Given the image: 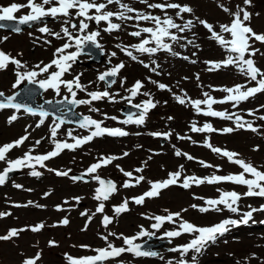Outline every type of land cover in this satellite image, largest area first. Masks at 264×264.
Instances as JSON below:
<instances>
[{
	"label": "rangeland",
	"instance_id": "rangeland-1",
	"mask_svg": "<svg viewBox=\"0 0 264 264\" xmlns=\"http://www.w3.org/2000/svg\"><path fill=\"white\" fill-rule=\"evenodd\" d=\"M26 2L27 0H0V6L6 7L12 3L25 4ZM163 2L165 0H149V3ZM168 2L190 5L194 9L195 16L208 21L218 32L220 24H229L232 19L228 13L222 10L220 5L231 9L233 12L237 10L238 6L244 7L253 14L251 27L254 31L264 33V0H251L250 5H245L243 0H168ZM125 3L141 11L151 12L162 17L164 15L159 9H148L146 5L139 3L138 0H128ZM109 8L120 10L117 5H109ZM27 11L28 9H22L15 15L19 17L26 14ZM175 11L172 9L167 10L168 15L174 19H176ZM183 15L185 20L192 18L190 14ZM62 20L63 18L60 17L44 21L47 22L46 26L52 32L63 35L61 28L66 25H62ZM113 20L116 23H122L115 18ZM176 22L183 23L179 19H176ZM135 23L137 22H123L121 31L107 33L103 31V23L96 27L91 22L93 29L91 27L90 29L92 31L98 30L101 33L97 40L102 46L99 49L103 51L104 58L101 63H91L89 66L72 63V70L64 76V78L74 79L73 75L77 74L80 78V83L87 86V91L74 89L77 92V98L90 99L87 95L88 92L109 91L115 97V102L104 98L103 100L93 101L91 105L82 104L77 107V111L83 115L98 118L99 121H103V124L108 125L109 128H123L129 135L124 137L108 135L96 137L74 151L67 149L62 151L59 156L45 162L46 168H41L37 165L35 170L41 173L38 177L32 176L30 173L33 169L27 167L19 175L10 177L4 185H0V212L11 213V215L5 217L8 220L2 218L0 235L3 234L4 227L9 225V223L16 224L14 226L19 229L29 226L28 222L30 221L33 222V225L41 222L46 225L42 231L37 233L31 231L22 232L13 242L11 240L0 241V264H21L25 256H28V254L36 255L37 252L41 253L37 264H67V254L78 253L75 249L78 245H87L89 246L87 249H91V246L105 242L101 239V236L108 235L111 231L109 228L105 229V227L99 225L101 213H96V206H91V204H94L92 199L96 181L91 178L81 182L73 180L70 177V172L88 169L94 164L93 160L96 157L100 159L103 155H109L107 154L108 152L117 155L113 151L124 149L123 146L125 144L136 146L133 149L134 152L123 156L124 159L119 157L113 162V166L117 170L122 168L124 171H131L132 163L139 160L147 162L149 167H151L149 176L152 178L142 181L144 185L141 183L137 187L130 188H135L140 192L149 180L159 178L157 176H161L163 172L165 174L162 177H168L169 173L178 171L180 165H183L181 181L185 176L194 175L202 178L213 174L222 176L236 170L242 171L238 165L230 163L226 157L214 153L210 148L205 147L204 143L206 140L215 147L239 153L238 158L244 159L246 162L253 164L258 170L264 171V121L259 119V116L264 115V108H261L264 105V93H257L254 97L241 102L236 107H233L232 102L213 105L214 110L226 111L230 114L235 113L242 118H248V122L260 129L258 132H252L247 129H237L231 133H223L222 131L212 133L193 132L191 130L193 124L197 127H202L205 123H210L214 128L220 130L226 127L235 128V123L234 120H224L219 117H207L198 114L191 104L181 105L174 98L173 94L184 96L186 93V99H204L203 92H208L212 97L222 99L227 93L219 89L224 87L231 88L235 85L245 84L248 87L255 86V82L248 84L247 78L235 67L229 66L228 68L214 71L207 70L210 65L206 64L205 61H222L226 58L227 52L217 42L209 39L210 33L202 25L197 24L192 32L178 34L188 40H194L199 47L187 44L186 40H181L179 43L172 44L173 51L179 53V55H172L171 53L139 55L135 50L129 49L133 51L134 55L141 57L143 61L141 63L142 67H144V64L149 63L148 56L156 63L150 64L148 68L137 67L135 70L133 69L134 66L132 67L135 62L129 57L128 61L125 62L126 68L123 71L122 69L120 70L116 76V82L110 87H106L104 82L98 79V76L110 69L115 61L120 60L119 58L113 61L117 54H121L117 45L125 46L138 43L137 38L128 34L137 30L132 26ZM139 23L146 26L152 25L151 22L141 21ZM41 25L40 22H35L17 33L0 28V50L8 51L13 57L26 64V68L20 69V71L32 70L38 64L42 66L44 61L54 55L55 45L62 42V39H57L47 33H41L39 31V28L42 27ZM69 30L77 35L75 30L71 28ZM172 31L175 32L176 30L173 29ZM193 32L196 34L195 36H193ZM224 35L226 38H230L227 34ZM4 37H7V39H3ZM166 42L172 43L169 40H166ZM255 47L264 52V45L259 42L255 43ZM113 52L116 53L115 56H111ZM184 57H187V59ZM253 59L256 61V66L264 71V56L257 54ZM78 60L81 61L79 63H85L87 57L79 55ZM152 68H156V72L151 71ZM15 72L14 65H10L7 70L0 71V91L6 95L16 90V88H13V84L16 81ZM197 74L199 79H197ZM43 78H45L43 75L37 77V79ZM149 78L152 81L167 85L171 91L160 90L156 84L149 81ZM134 79H139L144 87L136 97L131 98L129 89L135 84H132L135 81ZM145 92L150 93V97L157 102L156 107L149 111L146 116L144 123L146 125L144 127H131L133 125L126 126L124 124V126L121 121L125 119L121 117L118 111L113 110V106L118 105V103H124L127 98H131V100H137L139 97L149 98V96L143 95ZM64 97H71L66 88H61L59 95L50 90L44 92V98L47 99L54 100ZM201 107L206 109L205 105ZM90 108H96L99 111H90ZM250 110L255 115H249L248 112ZM13 114L17 115L18 119L9 124L8 119ZM23 114V111L17 112L11 108L0 110V146L11 143L23 135H29V139L25 141L24 145L14 148L8 153V158L12 160L23 157L33 147V155L46 154L55 147L50 129L53 119L47 117L44 120V124L37 127L35 119H33L34 116L28 115L27 117ZM110 117H116L117 119L113 120ZM157 122L160 124V133H171L169 137L152 136L151 131L156 130L153 123ZM172 122L174 124L170 125ZM91 130L93 129L64 124L58 130L55 139L73 143V139L67 135L69 131L72 132L73 137H84L89 135ZM178 137H190L191 139H179ZM37 140L41 141L39 145H35ZM257 146L258 150H254ZM99 148H102L104 152L97 155L96 151ZM177 149L182 153L193 156L195 159L188 160L184 156H176L175 151ZM200 161L219 166V169L216 167L205 168L200 164ZM116 165L120 167L117 168ZM6 166V163L1 162L0 171ZM48 169L70 171L68 176H58L55 171H49ZM100 172L101 170H98V174ZM134 175L136 176L135 171H133V177L128 179L134 180ZM15 185H21L22 187L17 188ZM171 188V190L161 193L159 197L146 198L144 204L140 206L129 204V211L125 212L121 217L115 215L114 210L110 211L109 214L120 223L119 229L129 234L131 229L135 228V231L141 225L147 226V223L153 220L148 217H154L156 213L168 214L171 212L169 209L180 212L183 219H188L195 225L213 226V222L218 220L220 222L224 219L242 220L243 213L250 211L249 206L256 208L264 205V198L242 197L238 205H236L239 209L237 213H232L227 208H223V206H220L223 208V211L220 212L209 211L201 213L198 209L190 207L193 204L207 206L204 200L196 197L218 198L220 192L217 189L221 191L231 188L237 190V187L227 182H221L219 184L193 185L189 189L180 191L177 186ZM127 190L123 189V192ZM44 192H50L49 197L44 195ZM136 193L138 192H128L126 194L128 197ZM121 195L122 190H119L110 198V201H117ZM173 195L176 196L172 197ZM75 197H80L79 201L91 206L90 209L78 207ZM90 197L91 202L89 201ZM10 201L20 202L19 205L28 204L29 201L34 202V204L27 207H15L9 204ZM35 205H44L46 207L41 208ZM57 205H62L65 210L57 211ZM182 209H187V211H181ZM82 212H88L90 215L95 213L86 230H82L85 229L82 227V221L87 219V217L81 215ZM253 216L254 219L247 224L241 223L237 227L230 225L229 232L222 237H218L216 243L209 244L201 254L197 255V264H237L238 261L239 264H264V223L258 222L260 218H264V212H255ZM63 217H67L70 221L67 226L58 225V222ZM94 220L97 221L99 226L95 225ZM52 225L58 226L52 227ZM112 225H114V222ZM116 238L108 237L113 244L118 243L119 240ZM51 240L57 242L56 246H49V241ZM180 241V239L172 242L165 241V244L168 246ZM31 244H33V247ZM20 251L24 252L20 253ZM168 252L170 256H173V259L180 257L179 252H171L168 248L161 250L160 256H163V259L166 260L167 256H169ZM192 255L194 253L190 252L187 257L191 258ZM124 261L131 264H163L164 260H160L157 256L133 258L127 255Z\"/></svg>",
	"mask_w": 264,
	"mask_h": 264
},
{
	"label": "snow or ice",
	"instance_id": "snow-or-ice-1",
	"mask_svg": "<svg viewBox=\"0 0 264 264\" xmlns=\"http://www.w3.org/2000/svg\"><path fill=\"white\" fill-rule=\"evenodd\" d=\"M139 3L146 5L148 9H159L164 15L163 17L160 15H154L151 12H145L138 10L132 7L130 4L124 3L123 0H103V2H97V0H27L25 4L12 3L9 6H0V22H13L17 21L18 25L30 24L32 22L43 21L47 17L52 18H60L62 17V26L61 33L52 32L47 26L39 28L41 33H47L49 35L55 36L57 39L67 38L62 47L56 49V53H54V58L50 63L44 64L41 66L40 64L36 65L34 69L27 71H20V69L26 68V64L22 63L21 60L13 57L10 53H6L3 50H0V71L7 70L10 65H14L16 72V81L13 84V88H19V86L27 81L29 85H38L39 88L47 91L48 89H52L57 95L60 94L61 86L67 89L68 93L71 94L72 99L69 100L68 97H64V100L67 101L70 105H82L87 104L91 105L93 101L103 100L104 98H108L111 102H115V97L109 93V91H92L88 92L87 95L90 99H76L77 92L74 89H78L80 91H87V86L82 85L80 83L79 76L74 77L72 80L62 79L66 73L72 67V63L77 61V58L82 51L83 45H94L96 48H101L102 46L99 44L97 38L101 35L100 31H87L90 28V24L88 22H95V24L99 25L101 22L106 23V27L103 29L104 32L113 33L119 32L123 29V22L127 21H136L137 23L132 26L137 30L128 33L132 37L141 38L142 34H148L146 37L141 38L140 42L133 45H117L118 48L122 52H124L128 57H130L133 61H138V56L134 55L133 51L129 49L135 50L140 54H149L153 55L158 51L169 52L172 55H179L173 51L172 44L179 43L181 40H186L187 44L193 45L195 47H199L196 45L194 40H188L186 37L178 35L179 33L184 32H192V30L197 26V24L202 25L207 31L210 33L209 39L217 42L222 48H224L227 52V56L222 61H205L206 64H209L210 67L207 69L208 71L220 70L222 68H228L229 66L235 67L238 71L247 78V83L250 84L255 82V86L248 87L245 85H235L234 87H224L219 89L227 93V95L222 99H216L212 97L208 92H203L204 99H195L187 98V94L184 96L174 95L175 100L181 104L185 105L186 103L191 104V106L196 110L198 114H202L207 117H219L224 120H234L235 128L226 127L224 129H216L210 123H205L202 127H197L193 124L191 130L193 132L198 133H212L217 131H222L223 133H231L237 129H247L252 132H258L260 129L258 127L253 126L251 122L244 121L243 118L235 113H228L226 111H217L213 109V105L215 104H224V103H233V107L238 106L241 102L249 100V98L254 97L257 93H264V71H262L259 67L256 66V61L253 59L257 54L264 56V52H261L259 48L255 47V43L259 42L264 45V33H257L251 27L252 13L249 12L244 7H237L236 11H231V9L220 5L222 10L228 13L232 19L229 24H220L219 32L215 30L214 26L210 24L208 21L200 19L198 16H195L194 9L188 4H180L168 2L165 0L163 3H149V0H138ZM245 5H250L251 0H243ZM109 5H117L120 9L119 11L113 12L108 10ZM22 9H28V12L22 16L17 17L15 14L20 12ZM172 9L176 10L175 15L176 19L183 21V23H177L176 19L172 16L168 15L167 10ZM134 14V15H130ZM183 14H190L192 18L184 19ZM258 15V14H257ZM113 18L121 21L122 23L113 22ZM78 19V23L75 21ZM151 22L153 26L151 27H142L139 22ZM0 27H11L12 31L20 32L21 29L19 26H13L12 24H0ZM75 30L77 33H81L84 35H76L73 31L69 29ZM176 31L173 32L172 30ZM224 34H227L226 38ZM196 34L193 32V36ZM3 39H7L4 37ZM166 40L171 41L172 43L166 42ZM70 41H75L73 45ZM50 43V42H49ZM154 46H148L153 45ZM185 46V45H181ZM76 47L77 51L70 52L65 54V50ZM19 55V54H18ZM116 53H111V56H115ZM187 59V57H184ZM71 62V63H70ZM143 63V61H139ZM155 63V61H153ZM195 63V61H193ZM125 67L123 62L118 65L112 67L110 70L106 71L103 74L98 76L100 81H106L108 77H116L121 69ZM144 67L148 68V64H144ZM159 67V65H157ZM54 69V70H53ZM51 70V71H50ZM151 71L156 72V68H152ZM159 74V73H157ZM44 75L45 78L37 79V77ZM259 77V78H258ZM197 79H199V75L197 74ZM149 81L153 84H156L160 90H168L171 89L162 83L157 81H152L149 78ZM115 79L111 80L110 83H115ZM144 87L141 81H136L131 89H129L131 93V98L136 97L140 90ZM25 91L30 92L31 89H25ZM4 93L0 92V97H4ZM20 93L17 92L12 96L6 97L4 100H0V110L3 109H15L19 112L21 109L26 113H30L32 115H39L41 119L37 124V127H40L44 124V118L49 115L47 111L37 110L32 108L29 105H25L22 103H16V98ZM145 96L150 97V93H143ZM131 98L129 99V103L131 102ZM48 103H52L49 101ZM62 103V101L57 102ZM205 105L206 109L201 106ZM134 107L141 109L139 115L133 119L132 115H129L127 119L121 121V123L127 124H135V125H143L145 123L146 116L150 109L156 107V102H153L151 98L142 102V104L134 105ZM264 108V105L261 106ZM90 111H99L96 108H90ZM249 115H255L253 111L248 112ZM108 118V117H106ZM18 116L13 114L9 117L8 122L11 124L16 121ZM110 119L116 120V117H110ZM171 119V118H169ZM259 119L264 121V115L259 116ZM64 123L63 119L59 120V123L55 125L51 129V138L55 145L52 151L47 152L46 154L33 155L34 147L29 149L28 152L24 154L23 157L17 158L15 160L8 158V153L11 152L14 148H19L24 145L25 141L29 139V135L26 134L19 139L4 144L0 146V162L6 163V167L0 172V185H4L5 182L9 179V174L24 167H28L33 169L31 171L32 176H40L41 173L36 171L35 168L39 165L41 168H46L45 161L53 159L61 154L65 149L67 150H76L81 146L91 142L96 137H101L104 135L114 136V137H124L128 136L129 133L120 128H108L103 127V121H97L93 119L91 116H84L82 121L80 122V127L84 129H94L90 131V134L84 137H73L72 132L69 131L67 135L73 139V143H68L67 141H58L55 138L58 134V129L61 124ZM27 132V129H26ZM154 136H164L169 137L171 133H152ZM179 139H191L190 137H178ZM41 141L37 140L35 145H39ZM195 143V142H194ZM204 146L210 148L212 152L217 153L223 157H226L230 163L238 165L242 171L238 174H229L227 176H220L213 174L208 177H196V176H185L181 180L183 165H180L179 170L176 172H171L168 174V178L162 181H148L150 188L148 191H145L139 197H133L132 200L137 205H142L145 202V199L156 198L161 195V192L165 189L173 185H177L184 189H189L193 185L199 186L202 184H219L221 182H231L236 185L246 186L247 191L244 193H238L236 191H221L218 198H208L205 199L203 197H196L197 199L204 200V203L207 206H199L196 204L190 205V207L194 209H198L201 213H206L209 211H223V208H227L232 213H237L239 211L238 202L242 199V197H261L264 198V171L258 170L253 164L250 162H246L244 159H240L239 153L228 151L226 149H221L219 147L213 146L207 140L204 143ZM258 150V146L256 149ZM127 156L128 153L125 152L123 154ZM175 155L180 157L184 156L188 160L195 159L193 156L182 153L180 150L175 151ZM119 157L116 156H107L101 157L97 163L92 164L87 170L86 175L90 176L92 180H95L98 183V187L94 191L93 199L98 201V206L96 207V213L103 214L105 212V207L107 201L119 191V188L115 182L112 180H105L99 174L98 170L101 167H105L107 165L112 164V162ZM151 158V157H150ZM200 164L205 167H216L219 169V166H214L207 164L204 161H200ZM119 168V165H116ZM49 171H55V174L58 176H68L69 171H59L54 169H48ZM120 171L123 173L125 177L132 178L133 172L124 171L122 168ZM143 168L135 169V172H143ZM247 174V175H246ZM250 176L251 178H247ZM73 180H81L83 176H74ZM145 177L143 175L135 177V185L140 184L142 181H145ZM130 180H126L122 187L130 188L135 186ZM15 187L20 188L21 185H15ZM45 195H50V193H46ZM77 202L81 199L80 197L74 198ZM67 203V201H65ZM34 202L29 201L26 205H15V207H27L29 205H33ZM129 200L125 199L118 206H114L115 215H119L129 211ZM36 207H46L44 205H35ZM220 206H223L220 207ZM250 207V211L243 213V218L241 221H237L235 219H224L220 223L215 224L209 227H199L186 221L181 216L180 212L171 213L169 212L166 216H154L148 217L149 219H154L155 223L151 225L153 229L159 230L163 225L167 223L178 224V227L174 230H169L164 233V236L170 238L169 242H171V238L180 237L183 234H189L193 238L184 245H179L175 248L169 249L171 252H179L180 259L177 261L169 260L168 264H197V255L201 254L209 244L216 243L218 237H222L225 233L229 232V226H237L240 223L247 224L249 220L252 219L253 213L255 212H264V205H261L260 208H252ZM57 211H64L62 205L56 206ZM167 211V210H165ZM181 211H187V209H182ZM11 215V213L0 212V218ZM82 216L87 217L88 223L91 222L93 214H89L88 212H82ZM114 217H110L108 215H103L102 225L105 229L108 228L110 224L113 223ZM70 223L67 217H64L62 220L58 222V225L67 226ZM264 223V222H261ZM52 225V227L58 226ZM46 225L41 222L36 225H29L25 228H12L7 231L6 234L0 235V241H10L14 238H18L20 234L24 231H31L33 233H37L42 231ZM87 228V223L85 225V229ZM155 233H149L146 230H141L138 233L137 237H123V234H120L117 237V234L114 232H109L108 235H102L101 239H103L106 243L105 247L92 249L96 254L90 256H84L79 258H73L68 256L69 264H105V262L116 260L117 258L122 257L124 253H131L134 257H156L160 254L151 250H143L142 245L134 243V241L140 236H153ZM113 236L117 238H122L124 245L126 247H117L111 241H109L108 237ZM57 242L55 240L49 241V246H56ZM81 247H89L87 245H81ZM192 252L194 255L191 256L190 260L186 257L188 254ZM254 255V254H253ZM41 253L37 252L34 257H27L22 261V264H37V261L40 260ZM163 257H161L162 259ZM117 264H123L122 260H118ZM239 264V261L237 262Z\"/></svg>",
	"mask_w": 264,
	"mask_h": 264
},
{
	"label": "water",
	"instance_id": "water-1",
	"mask_svg": "<svg viewBox=\"0 0 264 264\" xmlns=\"http://www.w3.org/2000/svg\"><path fill=\"white\" fill-rule=\"evenodd\" d=\"M11 28V27H10ZM19 28H21V26H19ZM25 91V89H24ZM6 97H0L1 100L5 99ZM16 103H19L18 101H15ZM66 106L68 108V112L70 113L68 117L64 118V120L68 121V122H76V123H80L82 121V118L79 117L78 115H76L75 113H72V109H73V105H70L68 103H66ZM44 111V110H43Z\"/></svg>",
	"mask_w": 264,
	"mask_h": 264
},
{
	"label": "flooded vegetation",
	"instance_id": "flooded-vegetation-1",
	"mask_svg": "<svg viewBox=\"0 0 264 264\" xmlns=\"http://www.w3.org/2000/svg\"><path fill=\"white\" fill-rule=\"evenodd\" d=\"M29 224H32L33 222L32 221H30V222H28Z\"/></svg>",
	"mask_w": 264,
	"mask_h": 264
}]
</instances>
